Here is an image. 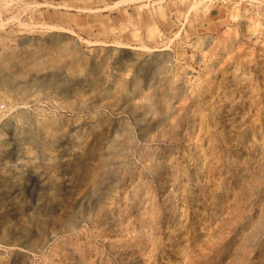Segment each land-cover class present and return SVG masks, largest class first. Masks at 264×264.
<instances>
[{"label": "rangeland", "instance_id": "obj_1", "mask_svg": "<svg viewBox=\"0 0 264 264\" xmlns=\"http://www.w3.org/2000/svg\"><path fill=\"white\" fill-rule=\"evenodd\" d=\"M0 264H264V0H0Z\"/></svg>", "mask_w": 264, "mask_h": 264}]
</instances>
